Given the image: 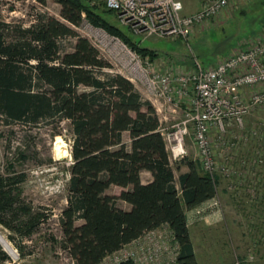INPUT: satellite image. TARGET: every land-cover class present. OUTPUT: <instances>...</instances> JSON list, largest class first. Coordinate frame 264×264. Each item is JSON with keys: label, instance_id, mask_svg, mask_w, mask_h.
I'll list each match as a JSON object with an SVG mask.
<instances>
[{"label": "trees", "instance_id": "16d2710c", "mask_svg": "<svg viewBox=\"0 0 264 264\" xmlns=\"http://www.w3.org/2000/svg\"><path fill=\"white\" fill-rule=\"evenodd\" d=\"M55 1L65 22L46 14L36 15L26 27L0 21V123H42L52 126L56 135L61 122H68L72 161L59 216L63 247L73 264H99L145 231L166 225L178 245L177 264H196L185 210L215 196L219 176H211L185 155L174 161L187 169L175 179L153 104L73 27L86 21L139 54L155 52L129 44L102 15L110 10L86 0ZM68 37L74 44L66 51L60 41ZM257 139L258 148L239 167L253 173L256 182L247 186L251 193L247 189L245 195L259 218L264 216V177L259 178L264 176V137ZM257 169L262 173L256 177ZM142 172L150 174L146 183ZM240 174L228 184L234 186L229 190L233 195L243 188L236 178ZM24 178L22 173L0 174V224L19 238L30 237L43 218L13 192ZM111 185L123 190L106 194ZM117 200L129 208L118 207ZM8 259L0 246V263Z\"/></svg>", "mask_w": 264, "mask_h": 264}, {"label": "rangeland", "instance_id": "374dc122", "mask_svg": "<svg viewBox=\"0 0 264 264\" xmlns=\"http://www.w3.org/2000/svg\"><path fill=\"white\" fill-rule=\"evenodd\" d=\"M263 2V0H231L219 13L196 24L192 28L189 41L193 55L204 66H212L230 56L232 52L254 44L251 40L263 34L261 31L256 32L260 26L261 17L264 16L261 5ZM201 4L202 0H184L185 12L196 10ZM59 10L60 5L55 0H44L43 3L36 0H29L28 2L26 0H0V21L26 27L35 20L36 15L46 14L65 22L60 17ZM102 12L105 19L121 30L131 42H128L129 44L139 46L147 53L155 52V55L152 56L149 54L141 55H148L162 71L172 70L180 73L191 65V53L182 40L143 39L141 35L134 34L126 26L119 24L112 12L104 10ZM73 28L80 35L87 37L98 48L100 54L112 64L113 70L126 75V71L122 67L126 59L124 51L114 39L109 38V36L114 35L108 34L101 27L94 28L86 21ZM117 38L126 44L131 51H136L121 38ZM73 44L74 39L71 37L60 41L61 48L66 51L71 50ZM131 80L142 96L148 99L149 94L146 89L134 78ZM244 95H247L246 91ZM160 103L163 102L159 101V104L154 107H160ZM184 108L185 104H181L174 110L168 105L162 104V111L156 112L161 119V126L170 129L171 125L182 120ZM244 122L246 129L254 127L259 130L261 137H264V107L251 110L244 117ZM226 125L225 135L227 138L230 135L239 134L240 129L233 122H227ZM57 129L60 134L54 135V128L42 123L31 126L18 123L9 125L0 123V174H24V180L16 185L13 192L24 205L43 215L42 220L30 237L19 238L0 224V232L16 252V257L12 258L0 245L9 257L5 263L72 264V259L63 247L62 233L59 227V216L66 204L68 169L72 161L70 154L71 133L67 121H62ZM192 133V129L189 128L188 134L184 138L186 156L200 163ZM209 138L216 162L218 164L224 162L223 145H218L215 129L212 128L209 131ZM257 140L259 139L255 137L249 138L246 142L240 140L237 143V150L235 149L229 154L232 155V158H229L230 165L244 175V180L247 183L253 178V173L249 169H241L239 163L242 157L249 156L253 150L258 148ZM171 163L175 179H177L178 174L182 171V166L178 167L173 160ZM259 172H261L260 169H257L256 177ZM262 177L264 176L259 178ZM150 179L149 173H141L142 183H146ZM218 179L225 185V190L233 195L229 191L231 188L228 187L229 183H233L232 177L219 176ZM262 185H264V180ZM122 190L121 187L111 185L106 190V194L118 195ZM216 190L218 193V187ZM235 192L233 197L238 201L234 207L237 212H233L236 214L235 218L230 216L231 213L226 212L227 208L223 210L221 200L219 201L218 195H215L219 201V213L226 210L227 218H232L235 221L231 224L230 220L226 219L229 228L227 243L235 253L231 262L235 259L251 256L253 264H255L259 256L264 257V216L256 218L255 210L257 208L253 206V201H249L245 195L246 184H243V188L236 189ZM261 192L264 193L263 190ZM116 205L123 209L127 207L121 200H117ZM79 223H81L80 220L76 221V224ZM10 235L12 236L11 240L9 239ZM234 236H238L237 242L233 239ZM236 247L240 249L236 250Z\"/></svg>", "mask_w": 264, "mask_h": 264}, {"label": "built area", "instance_id": "2783aa9c", "mask_svg": "<svg viewBox=\"0 0 264 264\" xmlns=\"http://www.w3.org/2000/svg\"><path fill=\"white\" fill-rule=\"evenodd\" d=\"M86 1L90 5L110 10L119 24L126 26L132 33L141 35L143 39H180L186 44L192 57L191 65L178 73L172 70L162 71L148 55L131 51L120 39L108 35L124 51V76L130 81L132 78L137 80L154 104L162 101V104L173 110L185 104L182 120L171 125L170 129L163 126L160 128L169 160L177 161L187 154L184 138L191 128L203 171L211 176L226 178L238 174L239 171L229 163V158H232L230 152L237 148L238 141L246 142L249 138L261 135L254 127L245 128L244 117L251 110L264 107V35L252 39L254 44L232 52L224 60L212 66H204L191 52L189 41L192 28L219 13L231 0H202L201 6L190 12H185L184 0ZM245 91L247 95H244ZM162 104L155 107L156 112L162 111ZM159 120L161 123L160 117ZM231 121L240 132L227 138L225 126ZM212 128L216 130L218 145H223L224 162L219 164L215 160L209 138ZM245 158L242 157L240 162ZM243 176L240 174L236 178L238 185L246 184L247 191V186L256 181L249 180L247 183ZM229 188L232 190L234 186ZM248 191L251 193L249 189ZM218 204V199L213 196L203 202L201 207L195 208V212L199 214L205 210L218 209ZM177 254L178 245L171 231L163 225L145 231L130 243L106 255L99 264H177ZM230 264H253V259L248 256L235 259Z\"/></svg>", "mask_w": 264, "mask_h": 264}, {"label": "crops", "instance_id": "0c3cea01", "mask_svg": "<svg viewBox=\"0 0 264 264\" xmlns=\"http://www.w3.org/2000/svg\"><path fill=\"white\" fill-rule=\"evenodd\" d=\"M264 1V0H263ZM264 2L261 4L264 11ZM261 31L264 35V16L261 17V23L256 32ZM151 103L153 101L148 98ZM186 167L182 166V171L185 172ZM148 173V172H147ZM218 198L222 202L223 210L231 213V217L235 218L237 199L233 197L228 191L225 190V185L218 182ZM221 196V197H220ZM242 201H240L241 203ZM126 204V203H125ZM200 205L185 210L186 224L189 231V237L192 244V248L195 255L196 264H230L231 259L235 253L232 251V247L227 243V234L229 233L228 224L226 223L227 216L225 211L219 213L218 209H209L196 214L195 208L201 207ZM126 208L129 206L126 204ZM240 206V205H238ZM257 210H255L256 214ZM230 223L233 224L234 219L230 218ZM233 239L237 242L238 236H234ZM240 248L236 247V250ZM255 264H264V257L261 255L257 258Z\"/></svg>", "mask_w": 264, "mask_h": 264}, {"label": "bare ground", "instance_id": "6f19581e", "mask_svg": "<svg viewBox=\"0 0 264 264\" xmlns=\"http://www.w3.org/2000/svg\"><path fill=\"white\" fill-rule=\"evenodd\" d=\"M0 244L2 245L3 249L12 257H16V252L14 248L11 246L9 241L2 235L0 232Z\"/></svg>", "mask_w": 264, "mask_h": 264}, {"label": "water", "instance_id": "95a60500", "mask_svg": "<svg viewBox=\"0 0 264 264\" xmlns=\"http://www.w3.org/2000/svg\"><path fill=\"white\" fill-rule=\"evenodd\" d=\"M0 245H1V244H0ZM0 264H8V263L3 262V263H0Z\"/></svg>", "mask_w": 264, "mask_h": 264}]
</instances>
